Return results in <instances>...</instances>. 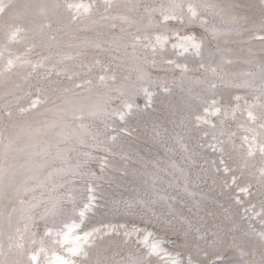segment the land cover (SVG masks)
<instances>
[{
  "label": "rangeland",
  "instance_id": "rangeland-1",
  "mask_svg": "<svg viewBox=\"0 0 264 264\" xmlns=\"http://www.w3.org/2000/svg\"><path fill=\"white\" fill-rule=\"evenodd\" d=\"M3 2L12 7L0 14V150L12 141L11 171L18 170L11 186L6 180L0 188L4 250L16 228L23 231L28 224L26 245L38 248L43 238L49 259L53 250L67 255L53 248L44 232L75 224L80 233L115 228L96 240L88 264H130L146 251L148 232L149 247L163 241L160 248L180 252L185 260L191 255L199 264L258 262L264 156L258 148L248 155L243 137L251 134L240 126L251 127L244 101L253 103L264 84V2L193 0L208 7L183 24L161 23L159 10L172 0H112L107 10L103 0ZM79 2L97 7L91 16L72 21L63 5ZM25 4L31 7L25 10ZM53 4L61 7L53 11ZM16 24L25 31L7 44L8 26ZM136 36L141 39L133 49ZM184 36L201 43L199 56L191 48L173 47ZM144 45H155V51ZM10 55L29 63L17 61L3 72ZM41 62L33 71L31 65ZM141 89L151 95V106ZM236 96L244 99L237 102ZM205 108L220 111L197 126L195 117L204 116ZM254 112L260 115L261 109ZM89 189L95 197L90 204ZM57 200L69 211L42 219ZM225 233L249 240L226 249L220 241ZM218 254L222 262L216 261ZM7 259L11 264L15 257ZM151 260L170 264L168 257Z\"/></svg>",
  "mask_w": 264,
  "mask_h": 264
},
{
  "label": "snow or ice",
  "instance_id": "snow-or-ice-1",
  "mask_svg": "<svg viewBox=\"0 0 264 264\" xmlns=\"http://www.w3.org/2000/svg\"><path fill=\"white\" fill-rule=\"evenodd\" d=\"M105 9H110L113 7L112 0H103ZM264 2V0H262ZM12 7L11 3L5 4L3 0H0V14H3L7 9ZM25 10L30 8L31 5H23L22 6ZM49 7V6H44ZM61 5L59 4H53L50 6V8L54 11L58 8H60ZM63 7L68 12L70 18L72 21H77L82 18L91 16L93 9L97 7V5L93 3H85V2H79V3H66L63 5ZM208 5L205 4H199L193 2V0H189L186 4L183 2H177V0H172V2L167 6H162L160 11V15L162 17L161 23H166L168 21H179L181 24L185 22V19L189 23H192L196 21L200 16V9L207 8ZM19 18V17H17ZM202 25H207V21H201ZM42 27H50L49 24H44ZM25 29L21 27L19 24L16 25H9L8 26V32L6 33V39L7 44L16 43L19 41L20 34L23 33ZM134 43L132 44L133 49H135L136 44L140 41L141 37L136 36L133 38ZM143 39L147 40L149 39L148 36H144ZM157 43H161V36L155 37ZM167 39L166 37L164 38ZM179 40L182 41L179 45H174L173 47H182L185 52L189 50V48L193 49L195 51V54L199 56L200 49H201V43L197 42L196 38L194 36H184V37H178ZM261 39H264V37H261ZM145 47H152L153 51H155V45H144ZM28 51H31V48L28 49ZM0 56H3V51H0ZM17 61L20 62L21 65L28 64V61L21 60L20 57L12 58L11 55L9 56L7 63L4 66L3 72H9L14 67L17 66ZM169 64H174V61L169 60ZM177 68H181L183 71H187L186 65H180L175 64ZM33 71L37 67H43V62L40 64H32L31 65ZM203 67V65H201ZM2 74V73H0ZM100 79L103 81L105 77H100ZM114 79V77H113ZM141 91L145 92V94L148 95V106H151V95L148 94L147 89H141ZM236 101L239 102L241 99H244L241 96L235 97ZM124 106L128 109H131L132 104L130 102L124 101ZM215 103V101L213 102ZM246 107L245 111L247 112V119L251 127L245 128L243 125L240 127L243 128V130L246 133H250L251 135H245L243 137V141L248 144V155L252 156L254 154V151L258 148L259 153L264 156V84L261 85L260 88V95L254 97V102L249 103L246 99L244 101ZM35 106L34 104L32 105ZM237 108H239V103H237ZM259 107L261 109L260 115H256L254 112V109ZM28 109L21 108L20 111L24 112ZM219 108H216L213 112L209 113V109H204V116L197 115L195 117L197 121V126L202 123H209L207 119V115H216L219 113ZM8 115H11V113H8ZM119 118L121 121L124 120V113H119ZM215 127V125H213ZM223 134V133H221ZM232 136H235V133L231 134ZM215 139V136L213 137ZM11 144L12 141H9L8 144H5L3 146V150H0V188L5 186V181H8V186H11V183L15 180L18 170L17 171H11L15 166L11 163L12 159H15L14 157H10V150H11ZM262 176H264V169L261 170ZM30 179L33 177H29ZM32 189H25V191H31ZM243 192H248L247 188L241 189ZM89 204L92 202V200L95 199L93 195H91V189H89ZM71 200V197H69ZM23 203V201H21ZM138 203H143V201H139ZM35 207V205H33ZM85 207H88V205H85ZM255 206H253L254 209ZM69 211L68 209H65L63 207V204L61 201L57 200L51 204L50 207L46 208L44 216L45 217H51L53 220L57 218V216L62 215ZM83 212L80 213L81 216H83ZM259 215V213H257ZM11 219V214H9V220ZM77 225L71 224V225H65L66 230L64 231H58L53 233L51 228H48L44 232V237H48L50 239V243L55 248V246H59L67 255H58L55 250L51 252V258L49 259L48 250L43 246V238H41L40 241V247H32L28 246L25 243V233L30 232V226L28 224L25 225L23 231H21L20 228H16V237L13 236L8 237V245H7V251L4 250V246L0 244V264H9V261L7 259V256L12 255L15 257L11 261V264H42L41 256H44L43 264H88L89 256H90V249L95 246L96 240L103 239L105 235H108L111 231H115L114 226L112 228H109V226H104V230L102 231L101 228H93L90 231H84L82 235L76 234ZM120 227H123L121 225ZM136 231H139V229H136ZM199 231V230H197ZM125 235H130L127 231L125 232ZM215 235V233H213ZM36 233H31V245H36L37 241L35 239ZM152 233L148 232L145 238L144 246L146 251L140 254V256L137 259H134L130 261V264H152L151 257L157 256V257H168L170 260V264H199L198 261H195L191 255L188 256V258L185 260L182 258V254L180 252H177L173 255V253L168 252L167 250L160 248L159 245L163 243V241H154L153 244L149 247L147 245V238L151 237ZM197 239H204L203 236H198ZM262 244H261V253H260V260L257 262L255 260L253 261H244L243 264H264V235L261 237ZM127 241H125L126 243ZM215 241H212L210 243H214ZM241 255H246V253H241ZM224 260L223 254H218L216 256L217 262H222Z\"/></svg>",
  "mask_w": 264,
  "mask_h": 264
},
{
  "label": "bare ground",
  "instance_id": "bare-ground-1",
  "mask_svg": "<svg viewBox=\"0 0 264 264\" xmlns=\"http://www.w3.org/2000/svg\"><path fill=\"white\" fill-rule=\"evenodd\" d=\"M76 234H78V235H82V233H80V232H77V230H76ZM254 238V237H253ZM253 238H251L250 240H252ZM242 239H246V241H248L249 240V238L248 237H242L241 235H237L236 233H232V235L230 236L229 234H226L225 233V235H222L221 236V238H220V241H222L221 243H224V245H226L225 246V248L227 247L228 249H231V250H233V249H235V247L237 246L236 244H240L241 243V241H242ZM255 239V238H254ZM257 239V238H256ZM230 240L232 241L231 243H230ZM258 240V239H257ZM245 241V242H246ZM256 244V241H254L253 242V244ZM244 244V243H243ZM250 244V243H249ZM255 244H254V246H255ZM251 245V244H250ZM244 246V245H243ZM257 246H255V248H256ZM226 248V249H227ZM245 248V247H244ZM250 248V247H249ZM252 248V247H251ZM241 250V249H240ZM249 250V249H248ZM251 250V249H250ZM234 251V250H233ZM243 251V250H242ZM248 253H250V252H248ZM247 254V253H246ZM248 255V254H247ZM236 256V255H235ZM242 256V255H241ZM240 256V257H241ZM253 256V255H252ZM234 257V256H233ZM244 257V256H243ZM248 257V256H247ZM237 258H239V257H237ZM249 258V257H248Z\"/></svg>",
  "mask_w": 264,
  "mask_h": 264
},
{
  "label": "water",
  "instance_id": "water-1",
  "mask_svg": "<svg viewBox=\"0 0 264 264\" xmlns=\"http://www.w3.org/2000/svg\"><path fill=\"white\" fill-rule=\"evenodd\" d=\"M112 232V231H111Z\"/></svg>",
  "mask_w": 264,
  "mask_h": 264
}]
</instances>
